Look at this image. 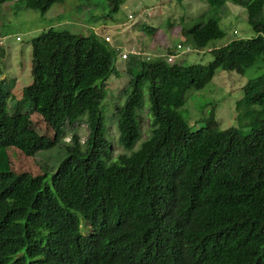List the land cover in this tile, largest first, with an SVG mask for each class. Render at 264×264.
Wrapping results in <instances>:
<instances>
[{
    "label": "trees",
    "instance_id": "trees-1",
    "mask_svg": "<svg viewBox=\"0 0 264 264\" xmlns=\"http://www.w3.org/2000/svg\"><path fill=\"white\" fill-rule=\"evenodd\" d=\"M11 1L42 14L66 2L0 0V10ZM79 1L87 9L95 2ZM125 1L104 0L111 13ZM229 1L246 9L256 36L213 49L211 63L175 69L160 57H122L129 86L113 116L126 152L116 160L103 104L108 80L120 76L117 50L96 34L54 28L32 40L26 97L10 108L12 87L0 81V264H264V0H201L211 15ZM196 19L194 41L202 46L226 36L215 17ZM254 68L262 74L238 103L245 116L257 114L249 130H219L215 119L192 130L180 112L189 94L218 69L245 75ZM144 88L152 127L136 149ZM32 113L53 137L24 121ZM78 124L88 128L86 141L63 142ZM60 143V153L38 157ZM10 148L39 158L42 173L27 176L20 190L7 184Z\"/></svg>",
    "mask_w": 264,
    "mask_h": 264
},
{
    "label": "rangeland",
    "instance_id": "rangeland-1",
    "mask_svg": "<svg viewBox=\"0 0 264 264\" xmlns=\"http://www.w3.org/2000/svg\"><path fill=\"white\" fill-rule=\"evenodd\" d=\"M88 7L90 8H84L79 0H66L64 4L54 5L46 14H42L26 8L18 1L6 3L0 10V81L6 80L12 87L10 108L26 97V90L33 82L32 40L50 28L84 36L96 34L102 39L105 36L111 37L110 45L118 52L117 68L120 76H112L108 80V96L103 104V116L113 143V160L126 152L119 143L118 127L113 116L117 106L125 104L127 96L124 90L129 86V77L125 73L127 61L122 59V54L141 51L144 53L141 57L143 60L150 58L151 61L160 57L166 61V66L175 69L197 64L207 65L214 59L211 53L213 49L225 46L237 38L256 36L248 23L246 9L231 1L217 15H211L208 6L201 0H126L116 13H111L104 0H95ZM210 16L218 20L226 36L202 46L200 42L194 41V32L197 33L192 31L193 23L196 18L200 19L198 21H207ZM146 27L155 30L150 32ZM179 45L183 49H179ZM171 51L177 57L173 62L167 63ZM155 72L159 74L158 70ZM261 74L255 68L248 70L245 75L218 69L214 79L204 89L193 90L189 94L180 112L194 131L205 128L215 119L219 130L236 128L247 132L252 118L257 114L245 116L243 108L238 109V103L244 97L245 89ZM150 107L149 92L144 88L143 104L138 110L141 138L137 149L150 136ZM24 121L32 125L36 132L54 136V132L47 128L37 113L25 116ZM88 133L85 124L68 127L63 142L71 143L72 137L77 135L83 144ZM64 145L60 143L55 150L42 152L38 157L60 153V148H64ZM9 157L12 176L7 184L16 190L22 188L27 176L42 173L38 166L39 158L25 157L16 148L9 149ZM82 229L86 235L93 232L89 224H82Z\"/></svg>",
    "mask_w": 264,
    "mask_h": 264
},
{
    "label": "built area",
    "instance_id": "built-area-1",
    "mask_svg": "<svg viewBox=\"0 0 264 264\" xmlns=\"http://www.w3.org/2000/svg\"><path fill=\"white\" fill-rule=\"evenodd\" d=\"M105 40H106V42H109V43L112 42V39H111V37H109V36H106ZM178 48L181 49V46H178ZM131 52H132L133 54H136V55H144V54H142V53H140V52H137V51H131ZM126 56H127V53H124V54L122 55L123 59H125ZM175 58H176L175 55H171V56H169V58H168V62H170V63L173 62Z\"/></svg>",
    "mask_w": 264,
    "mask_h": 264
},
{
    "label": "clouds",
    "instance_id": "clouds-1",
    "mask_svg": "<svg viewBox=\"0 0 264 264\" xmlns=\"http://www.w3.org/2000/svg\"><path fill=\"white\" fill-rule=\"evenodd\" d=\"M104 39L106 38V36L105 37H103ZM18 40H20V38H18ZM106 41V40H105ZM109 43V42H108ZM179 46H181V45H179ZM182 49V48H181ZM140 53H142V52H140ZM142 54H144V53H142ZM136 55V54H135ZM137 56H143V55H137ZM176 56V55H175ZM177 57V56H176ZM147 61H150V58L149 59H146ZM170 63V62H169ZM137 147V146H136ZM140 148V147H139ZM137 149V148H136ZM82 233L83 234H85L83 231H82ZM86 235V234H85Z\"/></svg>",
    "mask_w": 264,
    "mask_h": 264
},
{
    "label": "water",
    "instance_id": "water-1",
    "mask_svg": "<svg viewBox=\"0 0 264 264\" xmlns=\"http://www.w3.org/2000/svg\"><path fill=\"white\" fill-rule=\"evenodd\" d=\"M80 37H81V38H83V37H84V35H80Z\"/></svg>",
    "mask_w": 264,
    "mask_h": 264
}]
</instances>
